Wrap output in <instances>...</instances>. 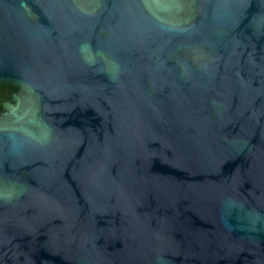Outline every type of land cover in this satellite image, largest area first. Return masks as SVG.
I'll list each match as a JSON object with an SVG mask.
<instances>
[{"label": "water", "instance_id": "water-1", "mask_svg": "<svg viewBox=\"0 0 264 264\" xmlns=\"http://www.w3.org/2000/svg\"><path fill=\"white\" fill-rule=\"evenodd\" d=\"M0 264H264V0H0Z\"/></svg>", "mask_w": 264, "mask_h": 264}, {"label": "flooded vegetation", "instance_id": "flooded-vegetation-1", "mask_svg": "<svg viewBox=\"0 0 264 264\" xmlns=\"http://www.w3.org/2000/svg\"><path fill=\"white\" fill-rule=\"evenodd\" d=\"M16 91L17 90H12L9 86L0 87V96L3 97V101H2V104L0 106V115L3 114L4 112H6L5 103L10 102L12 100L13 94Z\"/></svg>", "mask_w": 264, "mask_h": 264}, {"label": "trees", "instance_id": "trees-1", "mask_svg": "<svg viewBox=\"0 0 264 264\" xmlns=\"http://www.w3.org/2000/svg\"><path fill=\"white\" fill-rule=\"evenodd\" d=\"M2 86H9L12 90H17V86L13 85V84H9V83H4V82H0V87ZM2 101H3V97L0 96V106L2 104Z\"/></svg>", "mask_w": 264, "mask_h": 264}]
</instances>
